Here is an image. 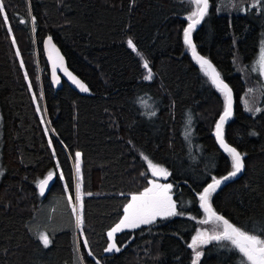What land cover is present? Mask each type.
Segmentation results:
<instances>
[{"label":"trees","instance_id":"obj_1","mask_svg":"<svg viewBox=\"0 0 264 264\" xmlns=\"http://www.w3.org/2000/svg\"><path fill=\"white\" fill-rule=\"evenodd\" d=\"M228 1L209 0L191 36L196 52L232 89L233 115L225 122L224 139L244 154L242 173L222 184L210 203L233 225L264 238V90L254 88L246 70L264 35V11L251 7L254 0H233L232 8ZM3 3L0 264H192V237L216 228L215 222L201 223L207 217L197 193L213 176L231 171L230 155L215 136L224 96L184 43L195 6L189 0ZM47 36L85 83L86 94L65 82L60 89L50 85L42 51ZM129 39L149 62L153 79H140L141 58ZM256 108L261 111L253 114ZM76 152L83 207L74 214ZM144 156L168 170L163 181L172 185L183 215L125 229L115 235L121 250L105 252L107 232L131 195L157 179ZM49 172L55 178L42 196L37 184ZM77 215L83 216L81 228ZM41 232L49 236L47 247L38 239ZM200 251L198 264H241L227 241H212Z\"/></svg>","mask_w":264,"mask_h":264},{"label":"snow or ice","instance_id":"obj_2","mask_svg":"<svg viewBox=\"0 0 264 264\" xmlns=\"http://www.w3.org/2000/svg\"><path fill=\"white\" fill-rule=\"evenodd\" d=\"M189 3L194 5L195 7L187 17L189 23L184 29V43L188 46V48L191 49L193 58L199 62L201 70L204 72V74L211 80L212 84L224 96V108L215 125V136L221 148H223L224 151L230 155L231 163V171L219 178L213 176L211 178V182L208 183L201 192L197 193L198 199L200 201V207L203 208L207 216V219L202 220L201 223L209 224L215 222L216 228L211 232H209L208 230H197L196 235L192 237L191 243L188 244V247L193 250L192 264H198V261L202 255V252L200 251L201 246L207 245L212 241H227L233 249L239 252L241 256V264H264V238H262V234H250L249 231L242 230L240 227L233 225L229 222V220L225 219L223 216L215 212L210 203L211 197L214 193H216L217 189L222 184L229 181L233 177H236L240 172H242L244 168V154L240 153L235 147L227 144L224 139L223 129L225 122L228 121L229 118L233 115L232 89L220 78V74L216 71L211 62L197 54L196 47L192 43L191 39L193 29L201 23L208 12L209 0H189ZM251 7H256L264 11V0H254V3ZM0 14H3L4 22L7 23V15L5 13L3 0H0ZM50 41L51 38L46 41V44L50 43ZM128 45L130 48H132L133 52H136V54L143 60L142 66L147 70V73L144 76V80L153 79L154 74L151 71L149 62L143 58V55L141 53H139L131 39L128 40ZM17 55H19V53H17ZM58 59L61 63L63 62L62 56H58ZM21 66H23V64ZM61 70L65 72V74L69 77L73 84L79 87L82 91H88V88L79 79L68 72L67 69L62 68ZM252 70L258 71L261 76H264V42H262V46L258 53V56L253 62ZM53 79L54 82H58L55 65L53 66ZM142 103H144L146 107H150L146 102L142 101ZM37 110L39 111V108ZM260 111V108H256L254 109L253 114ZM155 114L156 113L154 111L149 112V115ZM49 143L51 144V141ZM143 158L147 161L148 168L151 170L153 176L166 177L169 175L167 169H165L164 167L153 163L152 160L147 156H144ZM75 171L77 180L81 181L82 178L80 175V152L75 153ZM141 175H144V173H141ZM61 178H63L62 173ZM52 179L53 173L49 172L47 177L38 182L37 186L41 195L44 194L45 187ZM149 184L151 186L146 187L139 194L131 195V199L124 206V215L121 217L119 222L107 232L109 244L104 249L105 252H119L121 250L115 242V235L119 232L124 231L125 229H136L141 225L153 224L156 221L157 217L167 218L183 215V212L178 210L177 202L174 201L172 196L170 195V190L172 189L171 184H159L153 180H150ZM81 187V182H77L75 184V200L82 209L83 205ZM88 195H91V193H88ZM68 202L70 204L72 203L71 196L68 197ZM75 212L76 208L75 206H73V213L75 214ZM83 223V216L77 215L76 227L81 228ZM81 235H83V233H81ZM38 239L45 247L50 244L49 236L43 232L38 234ZM84 247H89L86 239L84 240ZM88 255L92 256L93 253L89 251ZM96 264H101V262L99 260H96Z\"/></svg>","mask_w":264,"mask_h":264},{"label":"water","instance_id":"obj_3","mask_svg":"<svg viewBox=\"0 0 264 264\" xmlns=\"http://www.w3.org/2000/svg\"><path fill=\"white\" fill-rule=\"evenodd\" d=\"M49 38H51L50 43L46 44V41L49 40ZM193 43V42H192ZM54 46V47H53ZM42 51H43V55L48 67V73H49V82L50 85L54 88V89H60L62 87L63 82L67 83L73 90L77 91L78 93L81 94H86L87 91H82L79 87H77L75 84L72 83V81L69 79V77L65 74L64 71H62V68L67 69L68 72H70L73 76H75L77 79H79L84 85L85 83L82 81V79H80L69 67L66 61V58L64 56V54L62 53L60 47L56 44V42L54 41V39L51 36H47L44 38V40L42 41ZM191 51V49H190ZM192 54V51H191ZM198 54V53H197ZM199 55V54H198ZM58 56H62L63 57V62L61 63L60 60L58 59ZM193 56V55H192ZM201 56V55H199ZM140 57V56H139ZM205 58V57H204ZM208 60V59H207ZM212 64V63H211ZM56 66V76L58 77V82H54L53 79V66ZM143 60L141 59L140 61V66L142 68V76H141V80H144V76L147 73V70L143 68ZM214 67V66H213ZM152 71V70H151ZM153 72V71H152ZM149 81V80H146ZM226 83V82H225ZM227 84V83H226ZM86 86V85H85ZM87 87V86H86ZM232 104H233V92H232ZM218 142V141H217ZM219 144V143H218ZM220 146V144H219ZM221 147V146H220ZM223 149V148H222ZM168 171V170H167ZM243 171V170H242ZM169 173V172H168ZM242 172H240L238 175H240ZM237 175V176H238ZM47 177V176H45ZM44 177V178H45ZM161 180H168L169 179V175L164 177V176H158ZM43 178V179H44ZM55 178V174L53 173V179L50 180L47 184V186L45 187V191H44V195H46L54 181ZM234 178V177H233ZM38 185V184H37ZM38 192L40 194L39 188L37 186ZM41 195V194H40ZM207 217V216H206Z\"/></svg>","mask_w":264,"mask_h":264},{"label":"rangeland","instance_id":"obj_4","mask_svg":"<svg viewBox=\"0 0 264 264\" xmlns=\"http://www.w3.org/2000/svg\"><path fill=\"white\" fill-rule=\"evenodd\" d=\"M227 5H228L230 8L234 7L233 0H229ZM246 10H247V8L244 7L242 11H246ZM262 42H264V35L262 36V38H261V40H260L258 53H259V51H260V49H261ZM258 53H257V56H258ZM257 56H256V58H257ZM252 67H253V64H252V65H249V66L246 67V68H247L246 70L248 71V75H249V77L252 78V79H250V78L248 77L249 80L252 81V84L254 85V88H256V89L261 88L262 90H264V76H261V75L259 74L258 71H253V70H252ZM38 70H39V72H40L41 68H39ZM147 105H149V106L151 107L150 104H147ZM150 107H147V108H150ZM73 170H74V176H75V181H74V194H73V203H74V206H75V208H76V211H79V207H80V205L77 204V203H76V200H75V197H76L75 184L78 182V180H77V176H76V171H75V165L73 166ZM154 177H155V176H154ZM156 178H157V179L152 178L151 180H153V181H155L156 183H159V184H170L169 182H164L163 180L161 181V179H160L159 177H156ZM150 186H151V185L149 184L148 187H150ZM170 195H171V191H170ZM123 215H124V214H123ZM116 224H117V223H116ZM116 224H115V225H116ZM115 225H114V226H115ZM114 226H113V227H114ZM202 230H205V229H202ZM108 244H109V243H108ZM108 253H109V252H108Z\"/></svg>","mask_w":264,"mask_h":264}]
</instances>
